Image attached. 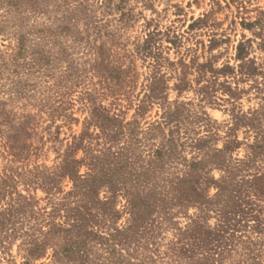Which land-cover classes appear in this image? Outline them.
Here are the masks:
<instances>
[{
  "label": "rangeland",
  "instance_id": "obj_1",
  "mask_svg": "<svg viewBox=\"0 0 264 264\" xmlns=\"http://www.w3.org/2000/svg\"><path fill=\"white\" fill-rule=\"evenodd\" d=\"M0 264H264V0H0Z\"/></svg>",
  "mask_w": 264,
  "mask_h": 264
}]
</instances>
